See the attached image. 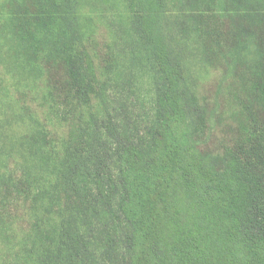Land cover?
<instances>
[{
    "label": "trees",
    "instance_id": "obj_1",
    "mask_svg": "<svg viewBox=\"0 0 264 264\" xmlns=\"http://www.w3.org/2000/svg\"><path fill=\"white\" fill-rule=\"evenodd\" d=\"M125 1L143 135L80 0H0V264H264V0ZM171 7L220 67L213 101Z\"/></svg>",
    "mask_w": 264,
    "mask_h": 264
},
{
    "label": "rangeland",
    "instance_id": "obj_2",
    "mask_svg": "<svg viewBox=\"0 0 264 264\" xmlns=\"http://www.w3.org/2000/svg\"><path fill=\"white\" fill-rule=\"evenodd\" d=\"M80 21L83 31H97L96 39L100 45H104V51L113 53L116 65L111 78L113 85L111 94L117 96L118 99L128 104L129 113L125 112L123 117L125 122L131 126L139 128L138 133L145 134L147 128V116L151 115L153 120V102L155 97L153 79L149 69V59L145 51L142 50L143 42L139 36L129 28L130 16L125 0H80ZM173 19L175 21V31L173 34L185 41L187 48L184 53L190 66V77L197 80L200 84L201 93L213 101L216 97L217 83L222 77L219 65H209L203 61L202 46L195 33H191V27L186 25L181 26L185 18L180 11V8L171 7ZM180 10V11H179ZM188 11L196 14L197 12ZM193 14V15H194ZM185 30V31H183ZM110 47V48H109ZM181 49L183 46L180 45ZM2 47V51H3ZM4 54L0 55V62H4ZM1 83V82H0ZM134 84L133 90L130 85ZM3 85H1L2 87ZM224 94L226 90H223ZM6 111H3V113ZM0 116V117H1ZM7 126L0 125V136L6 134ZM17 132V131H16ZM11 141L2 136V141ZM2 149V147H0ZM6 155L4 149L0 153ZM5 253H1L0 258L6 257ZM3 260L0 259V261Z\"/></svg>",
    "mask_w": 264,
    "mask_h": 264
}]
</instances>
